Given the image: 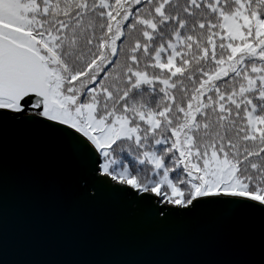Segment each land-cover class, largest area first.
I'll use <instances>...</instances> for the list:
<instances>
[{
	"label": "snow or ice",
	"instance_id": "1",
	"mask_svg": "<svg viewBox=\"0 0 264 264\" xmlns=\"http://www.w3.org/2000/svg\"><path fill=\"white\" fill-rule=\"evenodd\" d=\"M9 128L54 141L89 203L264 225V0H0Z\"/></svg>",
	"mask_w": 264,
	"mask_h": 264
},
{
	"label": "water",
	"instance_id": "2",
	"mask_svg": "<svg viewBox=\"0 0 264 264\" xmlns=\"http://www.w3.org/2000/svg\"><path fill=\"white\" fill-rule=\"evenodd\" d=\"M75 163L43 133L0 147V241L9 264H262L264 225L212 211L157 226L109 196L83 200ZM0 264L3 261L0 260Z\"/></svg>",
	"mask_w": 264,
	"mask_h": 264
}]
</instances>
